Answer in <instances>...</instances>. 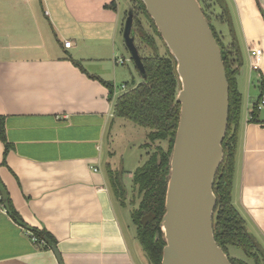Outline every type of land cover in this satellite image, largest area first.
<instances>
[{"label":"crops","instance_id":"1","mask_svg":"<svg viewBox=\"0 0 264 264\" xmlns=\"http://www.w3.org/2000/svg\"><path fill=\"white\" fill-rule=\"evenodd\" d=\"M109 2L0 0V115L11 143L5 154L0 140V177L28 227L54 240L53 248L33 242L0 202V264H60L54 249L63 264H140L104 168L112 167L105 144L114 101L97 77L109 82L100 68L121 60L122 11ZM226 2L243 54L238 84L246 103L233 202L264 240V106L249 121L250 85L264 77V0ZM216 27L230 43L228 25ZM254 48L262 50L257 70Z\"/></svg>","mask_w":264,"mask_h":264},{"label":"trees","instance_id":"2","mask_svg":"<svg viewBox=\"0 0 264 264\" xmlns=\"http://www.w3.org/2000/svg\"><path fill=\"white\" fill-rule=\"evenodd\" d=\"M199 1L222 49L230 83V118L227 134L223 141L224 159L214 182V192L218 199L214 213L215 237L233 264H264V245L261 239L249 229L247 220L233 202L234 179L244 111V96L238 84V75L243 66V54L234 32L233 21L226 0ZM139 2L142 4L140 9H143L148 15L158 36L161 37L144 3L142 0ZM131 8L135 20L140 15V9L136 7L135 2L131 4ZM218 8L221 9V14L218 13ZM127 16L128 12L125 18ZM219 20L225 22L229 27L233 38L230 43L225 42L216 27ZM133 30L135 31V43L145 67L143 82L115 97L114 85L99 77L97 78L110 88V100L114 101L115 116L130 119L151 131V142L144 146L154 149L151 153L148 151L146 162L136 173L134 195H138L139 202L131 211V216L137 228V239L146 251L150 262L162 264L166 240L160 224L166 212L171 157L181 114V103L177 100L181 89V80L177 72V61L170 53L167 45L166 53L160 54L155 38L151 34V36L148 35L140 20L137 27L134 26L133 22ZM143 45L150 48L149 54L144 55L142 53ZM77 64L81 66L80 63ZM92 76L95 77V75ZM252 84H254L255 92L251 99L249 121L255 122L258 121L261 101L264 96V77L260 74L257 75ZM255 94L257 95L255 96ZM0 140L5 144L6 154L10 150L11 143L7 139L5 117L2 115H0ZM166 143L167 148L163 146ZM119 174L108 165L111 187L120 203L125 207L129 190L122 179V174ZM4 193L8 194L6 185L0 177V202H4L9 215L38 238L35 243L39 241L48 242L53 248L54 240L51 235L45 230L29 228L11 199L8 196L4 198ZM158 231L160 237L156 239ZM234 247L241 249L245 256L243 258L231 257L229 252Z\"/></svg>","mask_w":264,"mask_h":264},{"label":"water","instance_id":"3","mask_svg":"<svg viewBox=\"0 0 264 264\" xmlns=\"http://www.w3.org/2000/svg\"><path fill=\"white\" fill-rule=\"evenodd\" d=\"M177 61L181 114L171 157L166 212L160 228L166 245L162 264H233L214 231V182L224 159L230 118V83L222 49L199 0H142ZM134 12L123 41L145 77L135 43ZM7 194L4 193V198ZM160 232L156 233V239ZM54 252L60 262L57 249Z\"/></svg>","mask_w":264,"mask_h":264},{"label":"rangeland","instance_id":"4","mask_svg":"<svg viewBox=\"0 0 264 264\" xmlns=\"http://www.w3.org/2000/svg\"><path fill=\"white\" fill-rule=\"evenodd\" d=\"M116 1L119 5L122 13H121V21L119 27L118 37L121 41V51H119L118 59L123 61V63L114 65L113 61L105 62L103 68H100V72L103 77H105L109 82H114L116 85V96L122 94L123 92L133 88L143 82L144 77L141 72L138 70L135 65L131 54L123 41V29L124 23L126 20V13L129 12L131 8V4L135 2L136 7L138 9L142 8V4L139 0H110V2ZM109 2V3H110ZM139 16L134 20V26L137 27V24L140 20L144 25V29L147 31L148 35L155 38L156 45L159 48L160 54L164 55L167 51L166 44L164 40L158 36L155 28L150 22V18L143 11V9L139 10ZM140 17V18H139ZM151 34V35H150ZM144 46V47H143ZM142 53L147 55L150 53V48L143 45ZM92 67V65L90 66ZM251 93L250 95H254V84L250 85ZM257 94H255L256 96ZM248 92L245 93V97L247 98ZM246 104V103H245ZM244 106V110L245 108ZM114 111V110H113ZM112 126L109 127L107 133V139L105 144V152L106 159L105 162L108 161L112 164V169L117 171V173L122 174V179L126 183L129 195L126 199V206L121 205L118 207L120 211V215L122 217V221L124 226L126 227V234L128 240L133 248H136L140 260V264H152L150 259L137 239V228L132 221L131 211L135 206H137L139 202L138 195H134V182L135 176L144 163L146 162L147 153H151L154 148L150 149L149 147H145L144 145L151 142L150 138V129L138 125L130 119L113 116ZM167 148V143L163 145ZM149 151V152H148ZM108 154H110L109 159ZM105 171L108 174V165L104 163ZM119 174V175H120ZM136 193V192H135ZM115 196V195H114ZM137 196V197H136ZM116 199V197H115ZM134 199H136L134 201ZM130 210V212L128 211ZM262 244L264 245V240L261 239ZM135 253V252H134ZM231 257L243 258L245 256L244 252L239 248H231L229 252Z\"/></svg>","mask_w":264,"mask_h":264},{"label":"built area","instance_id":"5","mask_svg":"<svg viewBox=\"0 0 264 264\" xmlns=\"http://www.w3.org/2000/svg\"><path fill=\"white\" fill-rule=\"evenodd\" d=\"M64 45H65L66 48H70L72 46V42L70 40H67V41H65ZM252 55L255 58V61H254L253 65H252V68L253 69H258L260 67L262 50L259 49V48L252 49ZM120 63H123V61L120 60ZM262 106H264V96H263L262 101H261V107ZM29 235H30V238H31V240L33 242H37L38 238L33 233L29 232Z\"/></svg>","mask_w":264,"mask_h":264}]
</instances>
